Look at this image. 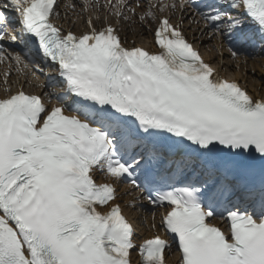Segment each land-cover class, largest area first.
<instances>
[{
  "label": "snow or ice",
  "instance_id": "1",
  "mask_svg": "<svg viewBox=\"0 0 264 264\" xmlns=\"http://www.w3.org/2000/svg\"><path fill=\"white\" fill-rule=\"evenodd\" d=\"M82 2L85 11L93 6ZM57 6L0 0V60L27 68L5 48L24 38L64 83L55 102L23 87L0 96V264H132L137 247V264H166L172 244L158 232L135 243L116 202L122 180L165 209L159 227L179 264H264V98L220 76L171 21L177 9H197L201 31L228 41L238 58L264 41V0L102 5L118 20L153 22L158 51L125 47L113 25L97 29L91 18L88 31L65 33L52 19ZM166 155L181 174L199 169L200 183L212 181L228 203L239 194L252 211L226 209L227 231L211 223L209 188L176 187L148 167ZM98 171L111 182L97 183Z\"/></svg>",
  "mask_w": 264,
  "mask_h": 264
},
{
  "label": "bare ground",
  "instance_id": "2",
  "mask_svg": "<svg viewBox=\"0 0 264 264\" xmlns=\"http://www.w3.org/2000/svg\"><path fill=\"white\" fill-rule=\"evenodd\" d=\"M202 2V0H199ZM93 5L84 10L82 0H61L57 6V11L60 13L54 20L60 24L61 28L67 32H81L87 27L88 16H92L97 25H106L107 23H114L121 32L122 37L129 44L140 43L148 45L150 42V35L152 34L153 26L155 25L150 20L147 25L142 23L138 16H132L129 21L117 19L113 12L107 10L102 5L107 3V0H89ZM115 2V0H114ZM178 2V0H177ZM199 4V2H198ZM144 9L137 8V13ZM197 9L189 8L185 10L177 9L175 14L171 15L174 23L182 22L184 24L186 33L189 38L193 39L197 47H199L207 60L214 64L215 67L223 69L231 79L238 80L249 92L256 97L264 98V58L245 60L241 57L232 58L227 51L226 40L218 38H210L207 30L203 32V23H196V16L194 12ZM168 13H165L167 15ZM129 15H132L129 13ZM7 52H18L17 48L12 44H7ZM25 61V60H24ZM26 63V61H25ZM55 81L53 73L48 76H40L35 73L31 67L24 68L23 65H17L12 60H0V92L6 94L16 90L19 85L35 92H48L51 95H57L58 88H45L44 84H50ZM47 98V97H46ZM48 99V98H47ZM119 186V198L122 202L124 211L133 219L138 234L140 236L148 237L152 235V213L156 214L155 223L159 229L158 220L160 215L164 212L163 209H153L144 213L150 205L141 197V192L135 190L129 185L117 183ZM130 200V203H127ZM168 260L175 262L177 258L171 254Z\"/></svg>",
  "mask_w": 264,
  "mask_h": 264
}]
</instances>
